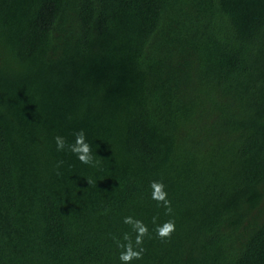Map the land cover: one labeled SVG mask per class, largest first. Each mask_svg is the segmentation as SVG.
Here are the masks:
<instances>
[{
  "label": "trees",
  "instance_id": "obj_1",
  "mask_svg": "<svg viewBox=\"0 0 264 264\" xmlns=\"http://www.w3.org/2000/svg\"><path fill=\"white\" fill-rule=\"evenodd\" d=\"M125 215L132 264H264V0H0V264H120Z\"/></svg>",
  "mask_w": 264,
  "mask_h": 264
},
{
  "label": "clouds",
  "instance_id": "obj_2",
  "mask_svg": "<svg viewBox=\"0 0 264 264\" xmlns=\"http://www.w3.org/2000/svg\"><path fill=\"white\" fill-rule=\"evenodd\" d=\"M73 137V140L69 142L64 136L56 135L54 137L56 150L58 152H70L81 164L96 167L99 160L94 158L84 129L74 131ZM60 163L62 161L57 163V169ZM87 183L92 184V179L88 178ZM149 187L151 189L150 199L155 201L158 206H162L166 215L171 214L173 209L164 183L153 180L150 182ZM122 223L128 225L130 230L123 232L119 238L113 237L116 247L120 249L118 260L120 264H132L133 261L141 260L145 253L144 239L149 234V228L143 220L135 218L133 215L123 216ZM152 224L154 225L155 237L161 241L170 238L175 231V220L172 218L157 223V217H153Z\"/></svg>",
  "mask_w": 264,
  "mask_h": 264
}]
</instances>
